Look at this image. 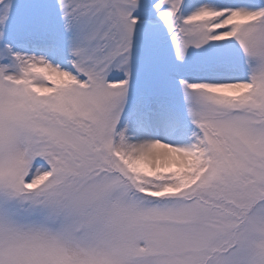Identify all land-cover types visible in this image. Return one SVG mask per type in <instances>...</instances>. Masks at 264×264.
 Returning a JSON list of instances; mask_svg holds the SVG:
<instances>
[{
  "label": "snow or ice",
  "instance_id": "obj_1",
  "mask_svg": "<svg viewBox=\"0 0 264 264\" xmlns=\"http://www.w3.org/2000/svg\"><path fill=\"white\" fill-rule=\"evenodd\" d=\"M0 264H264V0H0Z\"/></svg>",
  "mask_w": 264,
  "mask_h": 264
}]
</instances>
